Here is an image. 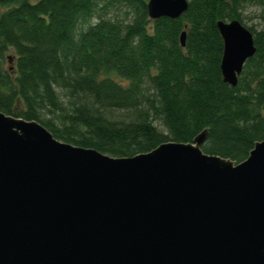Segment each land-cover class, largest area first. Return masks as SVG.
I'll return each instance as SVG.
<instances>
[{"label":"trees","instance_id":"obj_1","mask_svg":"<svg viewBox=\"0 0 264 264\" xmlns=\"http://www.w3.org/2000/svg\"><path fill=\"white\" fill-rule=\"evenodd\" d=\"M146 1L0 0V110L113 156L204 129L202 151L241 161L264 138V0H187L180 16L156 18ZM245 3L259 27L243 21ZM231 18L255 47L233 86L215 25Z\"/></svg>","mask_w":264,"mask_h":264},{"label":"water","instance_id":"obj_2","mask_svg":"<svg viewBox=\"0 0 264 264\" xmlns=\"http://www.w3.org/2000/svg\"><path fill=\"white\" fill-rule=\"evenodd\" d=\"M186 7L146 1L149 18ZM215 25L233 86L252 33ZM204 137L113 156L0 110V264H264V138L234 162L202 151Z\"/></svg>","mask_w":264,"mask_h":264},{"label":"rangeland","instance_id":"obj_3","mask_svg":"<svg viewBox=\"0 0 264 264\" xmlns=\"http://www.w3.org/2000/svg\"><path fill=\"white\" fill-rule=\"evenodd\" d=\"M258 5L256 3H245L243 9H242V16H243V21L246 24H251L254 23L256 27H259L260 24L258 23ZM10 55L11 53L8 52Z\"/></svg>","mask_w":264,"mask_h":264},{"label":"flooded vegetation","instance_id":"obj_4","mask_svg":"<svg viewBox=\"0 0 264 264\" xmlns=\"http://www.w3.org/2000/svg\"><path fill=\"white\" fill-rule=\"evenodd\" d=\"M8 56H6V59H5V63L7 64V67L8 68H12V64H13V56L10 54H7Z\"/></svg>","mask_w":264,"mask_h":264}]
</instances>
